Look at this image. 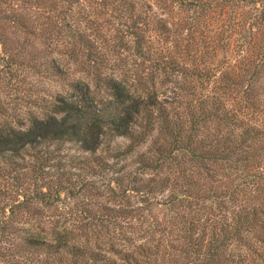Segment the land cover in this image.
<instances>
[{"label": "trees", "instance_id": "trees-1", "mask_svg": "<svg viewBox=\"0 0 264 264\" xmlns=\"http://www.w3.org/2000/svg\"><path fill=\"white\" fill-rule=\"evenodd\" d=\"M151 2L0 0L58 86L0 124V264H264V0ZM50 154L89 178L20 189Z\"/></svg>", "mask_w": 264, "mask_h": 264}, {"label": "rangeland", "instance_id": "rangeland-1", "mask_svg": "<svg viewBox=\"0 0 264 264\" xmlns=\"http://www.w3.org/2000/svg\"><path fill=\"white\" fill-rule=\"evenodd\" d=\"M151 2V0H148ZM152 3V2H151ZM74 16L79 17L82 15V9L78 6H74L73 8ZM155 10V9H153ZM162 12L157 9V13ZM8 36L13 37V44H10L7 41V46L15 47L20 45H26V47L19 48L18 55H12L15 60H10V58H6V60H2L0 58V124L5 122L14 123L16 120H25L29 114L41 115L43 109L41 108L44 101L49 98L50 94H53L57 89V83L54 81V78L51 77V74L47 72L46 74L42 73L43 66L41 65L43 61H48L49 58L43 57L41 52V45L39 40L36 38V44L38 46L33 45V47H27V43L23 38L20 39L16 43V38L14 35H9V31H7ZM16 48V47H15ZM2 46L0 45V50ZM14 54V53H12ZM0 57H5V54L0 52ZM114 142L118 144H123L125 142L124 138H116ZM52 149V148H50ZM78 151L64 148L60 155L63 156L62 160L68 159L72 157V154H76ZM53 159L48 161V165H43L41 169L38 171V177L36 179L31 178H23V186H27L31 188L34 186V182L38 185L46 186L52 185L60 176L66 178L71 176L72 179L76 180V173L81 174L82 178L88 179V175L83 170H77L69 164L62 165L58 163V157L54 154H50ZM34 160L33 157H30L28 162H32ZM1 165L2 162H0ZM4 177L1 179V183L7 181V185H12L16 183V180L12 178L14 176L13 171L9 167H5L2 170ZM35 180V181H34ZM21 182V181H19ZM17 184V183H16ZM17 188L13 187V190ZM45 189V188H44ZM64 197V195L62 194ZM65 199V210L68 212L69 207L80 208L78 206L79 202L83 200V195H78L75 198L64 197ZM78 203V204H77ZM36 206L40 207L38 203ZM68 206V208H66ZM45 214H53L56 211L53 208H44Z\"/></svg>", "mask_w": 264, "mask_h": 264}]
</instances>
